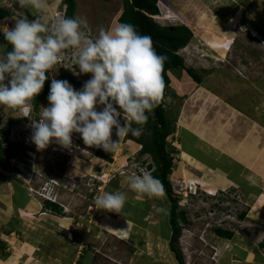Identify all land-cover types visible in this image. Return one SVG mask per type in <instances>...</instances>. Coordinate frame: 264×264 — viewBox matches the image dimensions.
Segmentation results:
<instances>
[{
    "label": "rangeland",
    "instance_id": "obj_1",
    "mask_svg": "<svg viewBox=\"0 0 264 264\" xmlns=\"http://www.w3.org/2000/svg\"><path fill=\"white\" fill-rule=\"evenodd\" d=\"M189 1L158 0V13L154 15V20L161 25L189 24L193 33L191 43L178 50V54L183 57L185 68H192L202 79L196 83L185 69L168 72L174 96L166 97L164 107L175 119L173 131L167 138V150L173 158L168 178L172 194L188 220L179 221L181 230L175 246L184 264H264V258H258L259 255L246 260L234 259L231 250L245 247L255 256L259 249L257 241L264 235V180L257 183L263 189L260 190L261 202H258L255 193L252 195L246 190L253 188L250 181L244 182L243 188L229 182L228 175L217 170L216 167H220L206 153L209 146L222 160L228 161L231 151L235 158L241 152L243 157V153L248 156L256 147V158L259 157L263 167L258 173L264 174V45L259 37L241 32L234 19H225L227 23L223 24L211 12H202L196 3L191 11L185 5ZM78 4L83 18L95 25L91 23L85 29L95 38L101 30L95 28L101 25L111 28L116 23L122 0H78ZM15 5L16 16L22 12L29 17L32 10L29 20L39 16L53 23L54 8L21 9L17 0L11 2L10 7L15 8ZM0 45L5 46V43L0 40ZM73 55L74 51L65 53L67 59ZM68 64L66 68L57 64L48 75L51 80H67L78 90L91 74H79L71 67L72 63ZM65 69L71 75L64 73ZM48 94L37 107H32V103L33 111L27 117L22 109L0 107V127L6 122L10 125L7 140L11 147L3 144V162L34 195L32 206L39 208L37 202L43 206L42 201L47 199L42 194L48 196L47 191L51 190L49 197L64 212L56 215L46 210L38 214L40 209L29 210L30 214L17 231L20 235L17 239L23 237L17 248L18 254L23 255L21 264H33L34 259L29 263L25 258L36 259L39 255L40 260L45 255L46 246L41 240H30L31 233L39 229L32 222L36 223V219L44 223L42 227L51 238L47 242L52 250L49 253L61 256L68 263L73 262L82 249L84 253L76 264H83L82 261L89 264H179L169 242L168 196L163 200L141 199L128 186L129 175L151 173L147 168L151 163L149 156L139 152L141 142L122 137L115 150L108 153L89 148L79 134H73L71 150L53 143L46 150L37 151L31 142L30 125L32 120L41 118V107L49 106ZM124 118L125 121L121 117V123H128L126 116ZM112 139L118 140L115 130ZM188 140L195 144L187 145ZM218 148L220 151L216 150ZM237 150H241L240 153ZM118 192L126 196L121 215L97 209L98 196ZM241 212L249 213L245 220L239 218ZM215 228L232 231V240L222 241L214 233ZM39 233L40 229L36 234ZM12 248L7 246L10 251ZM235 253L241 255L238 251Z\"/></svg>",
    "mask_w": 264,
    "mask_h": 264
},
{
    "label": "clouds",
    "instance_id": "obj_2",
    "mask_svg": "<svg viewBox=\"0 0 264 264\" xmlns=\"http://www.w3.org/2000/svg\"><path fill=\"white\" fill-rule=\"evenodd\" d=\"M54 1V10L62 8L61 0L60 4ZM17 4L21 9L40 10L47 0H17ZM86 28L84 18L62 15L50 24L39 16L29 20L22 12H18L14 27L0 25V33L11 45L10 51L0 45V107L22 109L27 117L32 101L49 79L48 73L69 49L75 50L73 63L78 67L74 69L91 74L80 90L67 80H51L49 106L41 107V118L30 125L37 151L53 143L71 150L73 134H79L89 148L111 153L120 138L143 135L148 114L164 99L167 57L155 51L150 36L139 34L131 23L101 29L95 38ZM125 116L129 122L121 123ZM132 122L140 127L133 128ZM127 179L129 188L141 199L166 198L162 182L149 172L133 173ZM95 203L97 209L121 215L126 196L105 193Z\"/></svg>",
    "mask_w": 264,
    "mask_h": 264
},
{
    "label": "crops",
    "instance_id": "obj_3",
    "mask_svg": "<svg viewBox=\"0 0 264 264\" xmlns=\"http://www.w3.org/2000/svg\"><path fill=\"white\" fill-rule=\"evenodd\" d=\"M75 1H76V8L74 13V18H83L82 13L80 12L81 9L79 7L78 0ZM11 2L16 3V0H0V7H9L10 10L13 12V15L0 19V25H3L6 28L14 27L15 20L17 18L16 16L17 6L15 5V8L14 7L11 8L10 7ZM54 2H55L54 0H47V5L44 8L45 9L54 8L55 5ZM193 3H196L197 6L201 7L202 12L209 11L213 15H216V17L221 22L223 21L222 22L223 24L227 23L225 19H227L228 21L230 19H234L238 23V28L240 29L241 32L246 33L245 34L246 36H251L255 38L259 37L261 39L262 44L264 45V0H191V2L189 1V3L185 5L186 7L188 5V7L191 8L192 11L193 9H195ZM183 11L187 12V9L183 8ZM30 14L32 17L33 16L32 10ZM84 19L87 20V26L90 27L91 23L93 24V22H90V20H88L87 18ZM117 24L118 21H116V23L112 25L114 27ZM108 26L101 25L99 28H95V29L107 30L113 28V27L108 28ZM187 142L190 143L187 144L189 146L195 144L192 141L190 142V140H188ZM206 150H207L206 153L210 154L216 165L220 167V168L216 167V169L221 170L223 171V173L228 175L229 182H233L234 185L235 184L238 185L237 187L243 188L244 182L250 181L249 183L253 188L250 189L246 188V190H248V192L252 195L255 193L257 201L261 202L262 192H260V190L263 189L262 186L261 185L258 186L257 183L260 181L263 182L264 174L258 173V169L262 170L263 167L261 165L262 161L258 159L259 157L256 158L257 155L256 147H253L251 149L248 156H245V153H243V157L241 155L242 154L241 152V154H238V157L235 158L233 152L231 151L232 155L230 157V160L228 161L222 160L221 155L216 153L214 149L211 148L209 149V146L206 147ZM216 150L220 151L219 148ZM225 150L226 149H224V151ZM240 151H238V153H240ZM253 156L255 157V159H252ZM3 164L5 163L3 162ZM252 164L253 167H251ZM14 172L15 171H12L10 167L8 169L7 165L3 166L0 163V264H21L22 261L20 257H23V255L20 253L18 254L17 248L19 247V244H22L23 237L21 236V239L18 240L17 238H20V235H18L17 231H19L21 223L24 222L25 218H27L28 215L30 214L29 210L40 209L38 214L43 213L47 210L45 209V204L42 200L41 201L43 206L38 202L37 204L39 208H37L36 206H32L35 203L34 201H32V197H34V195H31L29 193L28 187L23 182H20V180H18V178L15 175L16 172L15 173ZM38 201H40V199H38ZM248 215L249 213L246 212L242 219L245 220V218H247ZM36 221H37L36 223L35 221L32 222L35 224L34 226H36V228L40 229V233L36 234L39 231V229H36V233L35 232L31 233L32 237L30 238V240L31 241L41 240V244L46 246L45 251L43 252L45 255H43L42 258L38 260L37 257L39 256L38 255L39 253H37L38 256L36 257V259L25 258V260H27L30 263L33 262L31 260L34 259L33 264H39V262L41 264H45L44 263L45 261L46 263H50V264H59L60 261L63 262L62 264H76L78 262V258H80V255L81 256L83 255L82 252L83 250L81 249L82 251L81 250L78 251L77 254L75 255L74 258L75 260L70 263L64 260L61 256L51 255L50 254L52 251L50 249L51 247L47 244V242L51 240V238L48 236L49 233H47L46 229L42 227L43 226L42 224L44 223L41 224L40 222H38V219H36ZM232 238L226 239L220 237V239L224 242H229L230 240H232ZM261 238H262L260 239L261 241L260 240L257 241L258 245L260 244V242L264 241V235H262ZM8 245L9 247H13L11 251L10 249L9 250L7 249ZM231 250L233 252L232 253L233 256H235L234 259H238V260L242 257L243 259L246 260L250 257L252 258L258 255H259L258 258L260 257L261 259L264 258V249L260 246L259 249L256 250L255 256L253 252H250L245 247L243 249L240 248L237 249L235 247H232ZM236 251H238L239 254L241 255L238 254L239 256H237V254L235 253ZM57 259L59 260V263H56ZM82 262L83 264H89V263H85L84 261Z\"/></svg>",
    "mask_w": 264,
    "mask_h": 264
},
{
    "label": "trees",
    "instance_id": "obj_4",
    "mask_svg": "<svg viewBox=\"0 0 264 264\" xmlns=\"http://www.w3.org/2000/svg\"><path fill=\"white\" fill-rule=\"evenodd\" d=\"M61 5L64 9V16L74 18L76 1L75 0H61ZM157 0H122L121 12L117 19L118 23H131L135 26L137 32L141 35H148L153 41L155 51L159 55L167 57L164 63L163 78L165 81L164 99L158 107L154 109L152 113L148 114V121L143 126V135L140 137H134L131 134L129 138H134L138 142H141L140 154H148L150 156L151 163H148L147 168L151 169V174L158 178L167 193L170 201V210L168 215V223L171 228L170 233V248L173 250L175 257L179 264H184L182 256L175 246V242L180 235L181 227L179 221L187 222L185 211L177 203V198L173 196L171 190V184L169 181V174L171 173L173 166V158L170 152L167 150V138L173 131V123L175 121L170 111L164 107L166 97L174 96V93L170 91V77L168 72H173L176 69H185L186 73L196 82H201L200 75L192 68H185L183 57L178 54V50L186 46L193 37L189 24L176 25H161L157 23L153 16L158 13ZM13 15V12L9 7H0V19ZM31 18V14L28 17ZM1 43H5L6 49L11 50V45H8L4 40L3 34L0 33ZM64 73L70 74L68 69L64 70ZM49 76V75H48ZM51 79L49 77L46 80L43 92L40 93L33 101V105L37 107L40 102L46 97V94L50 91ZM79 88L78 90H80ZM170 114V115H168ZM10 127L6 122L0 127V163L3 166L4 161V149L3 144L11 147L7 140V130ZM132 127H140L132 122ZM8 147V149H9ZM45 208L51 213L61 215L63 212L62 207L55 201L44 200ZM245 212H241L238 216L242 219ZM214 233L218 237L231 239L234 233L230 230L223 228H215ZM260 247L264 249V241L260 242ZM84 253V252H83Z\"/></svg>",
    "mask_w": 264,
    "mask_h": 264
},
{
    "label": "built area",
    "instance_id": "obj_5",
    "mask_svg": "<svg viewBox=\"0 0 264 264\" xmlns=\"http://www.w3.org/2000/svg\"><path fill=\"white\" fill-rule=\"evenodd\" d=\"M58 3L60 4V0H58ZM64 16V9H63V7L61 8L60 7V9L58 8V9H56L55 11H54V16H53V19H52V21H55V19H56V17L57 16ZM54 23V22H53ZM87 33L89 34V31H87ZM89 36H90V34H89ZM71 51H74V55L72 56V58H70V59H67L66 57H65V54H64V56L62 57V60H61V62L60 63H58V65L61 67V68H66V66H70L68 63L70 62V63H72V66L71 67H77V66H75L74 65V63H73V58H74V56H75V50H72V49H69V50H67L66 51V53L68 54V53H70ZM72 59V60H71ZM69 60H71V61H69ZM65 65V66H64ZM33 107V106H32ZM33 110H31L30 111V113L32 112ZM24 131L25 130H22V132H23V134H24ZM50 186H51V184H50ZM51 193V190L48 192L47 191V194H48V196L47 195H44V194H42L43 195V197H45L47 200H49V201H53V200H51V198L49 197V194ZM194 193H196L195 191H194ZM193 193V194H194ZM41 195V196H42Z\"/></svg>",
    "mask_w": 264,
    "mask_h": 264
},
{
    "label": "bare ground",
    "instance_id": "obj_6",
    "mask_svg": "<svg viewBox=\"0 0 264 264\" xmlns=\"http://www.w3.org/2000/svg\"><path fill=\"white\" fill-rule=\"evenodd\" d=\"M62 2V1H61ZM47 22V21H46ZM54 22V21H53ZM48 23H52L51 21H48ZM191 43V42H190ZM184 48V47H183ZM181 48V49H183ZM180 51V50H179ZM69 59V58H68ZM73 70H76V69H73ZM185 122V121H184ZM170 239V238H169Z\"/></svg>",
    "mask_w": 264,
    "mask_h": 264
}]
</instances>
